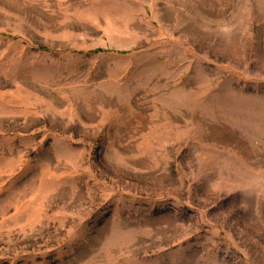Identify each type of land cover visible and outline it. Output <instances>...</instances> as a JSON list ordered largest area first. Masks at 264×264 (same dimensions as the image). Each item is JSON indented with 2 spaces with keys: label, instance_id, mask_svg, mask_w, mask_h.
<instances>
[{
  "label": "rangeland",
  "instance_id": "1",
  "mask_svg": "<svg viewBox=\"0 0 264 264\" xmlns=\"http://www.w3.org/2000/svg\"><path fill=\"white\" fill-rule=\"evenodd\" d=\"M0 264H264V0H0Z\"/></svg>",
  "mask_w": 264,
  "mask_h": 264
}]
</instances>
